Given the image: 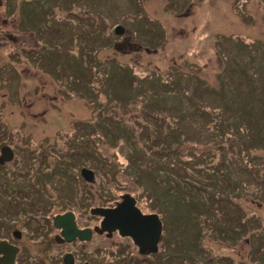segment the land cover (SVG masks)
I'll list each match as a JSON object with an SVG mask.
<instances>
[{"label": "rangeland", "instance_id": "rangeland-1", "mask_svg": "<svg viewBox=\"0 0 264 264\" xmlns=\"http://www.w3.org/2000/svg\"><path fill=\"white\" fill-rule=\"evenodd\" d=\"M25 1L7 0V15L0 4V59L9 61L6 48L12 40L6 39L5 35L12 32L18 36L15 43L24 39L39 50L51 51V60L41 59V64L52 66L59 62L57 69L61 75L58 89L50 77L34 70L29 72L23 68L21 80L17 74H10V69L4 72L10 76L7 85L10 89V123L22 122L24 130L31 133L23 146L15 145L31 153L27 164L18 162L16 157L10 168L13 181L22 180L26 186L31 184L28 193L11 194L15 199L11 206L24 207L22 213L16 212L13 222V227L22 229L24 235L19 242L23 246L20 255L23 254L19 255L18 264H57L52 260L67 251L80 253L75 264L84 261L91 264H154L146 258L133 257L130 244L119 236L106 238L95 234L87 242L63 245L52 240L55 233L51 226L52 215L72 210L80 226L96 225L99 219L89 214V208L112 203L124 190L137 195L139 207L144 211L154 210L153 201L156 203L163 224V239L172 241L170 249L179 248L177 243L186 235L178 228L183 222L191 226L186 240L195 241L197 225L202 219L209 221L211 217L215 220L219 215L215 202L207 200L204 206L198 205L200 202L197 201L205 200L206 195L191 184L195 181L201 186H209L207 173L226 144L227 134H224L230 127H221L220 137L218 122H214L213 117L227 114L225 108L243 115L240 112L246 105L250 106L253 110L247 114L250 124L243 128L249 131L260 123V116L264 117V0H40L43 7L40 9V4L39 9L33 7L37 16L32 19L29 16L20 18L19 13L26 15L29 4H34L33 0L29 4ZM72 13L76 16L68 20ZM18 22L20 25L25 23L27 34L15 32ZM118 23L127 31L115 37L113 44L108 43L109 36H116L113 28ZM145 26L151 30L143 29ZM67 48L72 54L65 52ZM112 57L132 68L127 66L129 75H134L132 80L142 81L123 82L121 74L125 65L118 60L110 61ZM68 60L73 73L64 72ZM1 92L0 101H6ZM64 93L72 98L63 97ZM197 106L202 111H210L205 113L207 121L203 122L208 136L200 131L197 140L189 131V138L197 142L195 146L179 139L175 142L167 140L172 136L173 127L178 134L182 131L181 138L184 137L187 115L195 116L192 113ZM91 107L94 111H90ZM220 107L225 113H219ZM261 123L264 125L263 119ZM255 131L257 129L253 127L252 132ZM234 134L245 139L248 136L240 130ZM41 139L53 144L51 150H46L49 152L46 159L52 168L57 160L60 166H65L67 173H76L77 166L71 157L78 155L77 163H86L95 171L94 184H80L75 196L67 197L73 189L72 183L67 181L62 186L58 178L51 181L48 179L51 175L46 177L51 170L49 165L39 167V157L33 159L36 157L33 148ZM229 139L236 141L235 136ZM238 140L242 142L241 137ZM262 141L264 143V139ZM243 143L245 145V141ZM82 150L89 152L88 160ZM246 150L256 163L253 175L246 174V180L251 182L244 186L246 190L239 188L236 201L228 199L240 206L239 222H246L239 225L236 239L218 237L214 231L210 234L207 231L200 241L204 248L202 257L198 260L189 258L190 264L264 262L258 256L264 254V149ZM138 152L144 154L146 166H150L152 158L156 162L149 168L154 180L152 187L147 189H154L153 201L143 196L144 192H139L140 186L136 189L134 172L125 159ZM242 153L236 151L237 160L246 158L247 153ZM157 155L164 157L158 159ZM229 155L231 152H221L223 157ZM165 156V161L171 156L174 163L178 158L186 161L198 158L201 165L195 166L192 173L190 169L194 162L190 160L174 174L178 167L174 171L168 167L158 169ZM130 164L134 165V159L131 158ZM231 172L233 178L242 180L243 174L237 165H231ZM220 175L219 171L217 178L222 186ZM225 176L229 187L232 178L229 173ZM125 177L133 185L128 181L124 184ZM139 178L141 185L147 188L142 173ZM43 184L42 190L47 188V196L43 195V199L42 193H38L40 208H29L30 199L36 196L32 188H40ZM256 185L259 193L253 188ZM227 187L222 193L230 192ZM19 196L22 200L16 199ZM79 197L80 205L77 203ZM1 199L0 194V204ZM4 199L6 205L10 192L6 191ZM228 213L231 215L232 212ZM23 219L28 223L23 225ZM253 243H260L255 251L250 249ZM158 248H162L161 243Z\"/></svg>", "mask_w": 264, "mask_h": 264}, {"label": "trees", "instance_id": "trees-1", "mask_svg": "<svg viewBox=\"0 0 264 264\" xmlns=\"http://www.w3.org/2000/svg\"><path fill=\"white\" fill-rule=\"evenodd\" d=\"M51 70H52V72H51ZM51 70L49 69V71H50L49 74L52 75L54 78H56V76H58V71L55 70L54 66H52ZM126 71H127V73H126ZM128 72H130L128 69L123 68V73L121 74V79L123 80V82H131L132 76H130ZM70 73H72V72H70ZM119 87H120V85H119ZM236 108L239 109L241 107H236ZM225 109H226L227 114H224L223 116L221 115V116H219V118H216V117L213 118L215 122H218L217 129H218L220 137L222 135V133L220 134V128L221 127H222V129H224L223 126H228V127H230V131H225L226 133L224 135L227 134V138H226L227 140H226V144L223 146L224 150L222 149V151L220 150V152H218L217 160L214 164V167L211 169V171L208 170L209 173H207V174H209V177H206V178L209 181V186L204 185V186L199 187V183H196L195 181L191 182L192 185L196 186V189H201L200 191L197 190L198 192L206 195L205 200H201V198H200V200L197 201V202H200L198 205L204 206L205 201H207V200H209L212 203L215 202V208L218 210L219 215H217L215 217V220H212L211 217L208 218L209 221L202 219V221L197 225V226H199V230L196 233L197 238L193 242L186 240L188 229H190L191 226L188 224H185L186 222L179 224L178 228L180 230H183L186 233V235L181 240H179V242L177 243L179 248L172 247L170 249V245H171L172 241H170L169 238L163 239V241L161 243L162 248L159 251L153 253L151 256L146 257V259L149 262H153L154 264L155 263L156 264H182L183 260H185V261L187 260L189 262L190 260H188V259L192 258L193 255L198 254V252H199L200 241H201L200 237L203 233V230L206 227L212 228V230L215 231L214 233H216V235L218 237H219V235L222 236V234H226V238H229L230 236H231V238L236 237L234 227L236 225H240L239 222L237 221L239 213L233 212V214L230 215L228 212H224V209H229V206H230L229 202L226 200L227 194H224L223 196L220 197L222 199L223 203H222V201L219 200L220 198L219 199L217 198V195L219 192H222L223 189H226V188H224V187H226L225 184H227L229 181L225 175L227 173H229V175L231 176V174H232L231 165L234 161H236L239 158L238 154H235L237 150L240 152H243V154H245L248 152L246 149H249V150H255L258 148L264 149V143L262 141V139H264V135L261 134V132L264 133V125H262V123H261V120L262 119L264 120V117L262 118V116H260L259 117L260 123L257 124V126H252L250 131L248 130V128H246L244 130L243 128L245 127V125L250 124L247 121V116H248L247 114H250L253 112L251 107L246 105L244 107V109L240 112L243 115L238 114L235 110L229 111L228 108H225ZM219 113H221V114L225 113V111L222 107H220ZM187 114H189V113H187ZM192 114H196V115L195 116H192L190 114L187 115V116H189V118H187L188 121H186V129L187 130L184 132L185 135H184L183 139H180L182 131H180V133L178 134L177 130L174 127L171 128V130H173L172 136L169 139L171 142H175L178 139L181 141L190 139L189 138L191 135L190 132L193 133L192 136H194V134H195L196 135L195 138H197V139H198L197 135L200 136V131H202L206 134V130L204 129L205 123H203V122L207 121L206 114L201 109H198V106L196 108V111H194ZM253 127H255L257 129V131L252 132ZM239 130L242 133L248 134L246 139H245V137L241 136L240 134H238V135L234 134L235 132H238ZM206 135L208 136V134H206ZM234 136L236 138L235 142L233 141V139L228 140V138H232ZM239 137H241L242 142L245 141V145H244V143L242 144V142H240L238 140ZM234 147L236 149H234ZM221 152H223V153L231 152V155H229L227 157H223V156H221ZM82 153H85V151L82 150ZM136 154H134L132 157H130L129 160H127L128 161L127 165H130V169L134 172V175H137L138 179H139V173H142L144 180L146 181V185H147V188L143 187L142 192L145 193L143 196H145V197L148 196L149 199L151 201H153V197L155 195L154 189L151 188L152 189V190L150 189L151 191H147V189L152 187V183L154 180V175L153 176L151 175L149 168L152 167V165H154L156 162L152 158L151 162H149L150 166H146L147 162H146V164H139L140 161L145 162L144 156H143L144 154H141L140 152H138ZM135 157L137 159H135ZM156 157L158 159H161V157H164V156L163 155H157ZM170 157H168L169 161H165V159H166V156H165L164 160L162 162H160V165H158V169L168 167L174 171L178 167V169H176L174 171V174H175V172H179L178 170H180L181 167H183L185 164H188V162L190 160L192 162H194V166L190 169L191 172L194 171L195 166L201 165L198 161V158H196V159L191 158L188 161L180 160L178 158V160L174 163V161L172 162ZM177 157H178V155H177ZM75 158L77 160H79L80 157H78V155H77ZM131 158H132V160L134 159V165L130 164ZM252 158L253 157L248 156V153L246 154L245 163L248 162V164L243 163L244 166H242V169H241V170L246 171V174L249 173V169H250L251 165H253L255 162V160L254 159L252 160ZM250 159L252 160L251 162H250ZM262 160L264 161V158ZM205 163H206V161H205ZM139 170H143L144 172H138ZM202 170H203V167H202ZM219 171L221 174L220 177L222 178V180L220 181L222 183V186L219 183L218 178H217ZM192 173H194V172H192ZM59 174L66 176L65 172H59ZM181 181H184V180H181ZM2 193L5 196L6 191H3ZM155 206H156V203L153 201L154 210H156ZM0 212H1V209H0ZM4 225H5L4 219L0 218V229H3ZM232 230L234 231L233 234L231 233ZM149 259H151V260H149Z\"/></svg>", "mask_w": 264, "mask_h": 264}, {"label": "water", "instance_id": "water-1", "mask_svg": "<svg viewBox=\"0 0 264 264\" xmlns=\"http://www.w3.org/2000/svg\"><path fill=\"white\" fill-rule=\"evenodd\" d=\"M116 32H122V30L117 29ZM91 212L103 216L100 222V231L112 232L117 229L120 235L130 236L140 249L154 247L159 240L161 221L157 214H143L135 205V199L129 194H123L122 200L117 202L115 207H94ZM54 224L56 227L62 228L61 235L66 241H71L76 236L80 239L90 238L89 228L77 229L72 212L55 216ZM58 241H62V239H58ZM16 251V246L0 242V253L3 254L0 256V264H12ZM65 263H72L71 256H65Z\"/></svg>", "mask_w": 264, "mask_h": 264}, {"label": "flooded vegetation", "instance_id": "flooded-vegetation-1", "mask_svg": "<svg viewBox=\"0 0 264 264\" xmlns=\"http://www.w3.org/2000/svg\"><path fill=\"white\" fill-rule=\"evenodd\" d=\"M0 36H2V35H0ZM5 37H6V39L12 40V42L10 43V44H13L12 47L18 46V43H15L16 41H18V39L15 38L14 36H11L10 33H6ZM6 50H7L6 51V57L9 61L5 62V61H3V59H0V61H1L0 62V91H2L1 94L4 95L3 96L4 99H6V101H0V178H1L0 183H5L6 178H8L9 179V185H10V177L9 176L11 173H13V172H10V168L13 166L12 163L14 162V158L12 160L6 159V157L9 156L8 150H7V154L5 156H1L2 148L4 146H8V148H10L12 146L11 147L12 152H13V154H15L14 150H16L17 148L14 145L22 146L24 144V140H26L24 137L30 133L28 131L24 130L25 125L22 122L18 123L14 127H10V125H11L10 120H9V116H10V99H9L10 93L8 92V91H10V89L7 86L8 85V79H10V76L8 73H4L6 70L10 69V47H7ZM44 67L45 66H43V68ZM33 69L36 71V73L41 74V75H46L48 72V71H44L42 68H33ZM33 69L31 70L30 68H27V70H31V71H33ZM44 69H46V68H44ZM81 176L79 173H77V175H76L77 178L81 177ZM20 178H23V176H20ZM77 178H76V180H77ZM78 179H80V178H78ZM11 186L13 188H15L14 185H11ZM2 188H4V186L1 187V191H0L1 198H2L1 199L2 204H0V209H1L0 218L4 219L5 225H4V228L2 231L0 229V233L2 234V237L5 238V240L12 242L13 237H12L11 233H12V230L14 229V227H13V225H14L13 224V222H14V210L12 209V212H10V205H8V203L6 205L4 204V195L2 193L3 192ZM18 189L21 191L26 189V185L24 184L23 181L21 183V188H18ZM118 198H120V197H118ZM80 200H81V198L79 199V201ZM9 202L11 203V199ZM116 202H117V200H114L113 203L111 205H109V207H113ZM18 208H19V210H21V207H18ZM9 216H10V221H7L6 218ZM25 223H26L25 221L22 222L23 225H25ZM93 227H96V226L93 225ZM105 235H109V234H105ZM113 235H115V232L113 233ZM21 239H22V237L18 241H21ZM129 244H130V248L133 249V247H132L133 244H131V242H129ZM78 255H80V253H78ZM74 256H75V254H74Z\"/></svg>", "mask_w": 264, "mask_h": 264}]
</instances>
